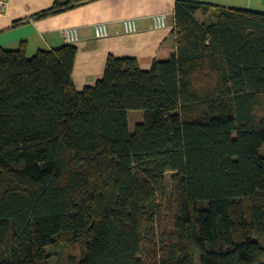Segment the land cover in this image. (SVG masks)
Here are the masks:
<instances>
[{
  "label": "trees",
  "instance_id": "1",
  "mask_svg": "<svg viewBox=\"0 0 264 264\" xmlns=\"http://www.w3.org/2000/svg\"><path fill=\"white\" fill-rule=\"evenodd\" d=\"M172 32L80 91L75 46H0V264H264V12L176 0Z\"/></svg>",
  "mask_w": 264,
  "mask_h": 264
},
{
  "label": "crops",
  "instance_id": "2",
  "mask_svg": "<svg viewBox=\"0 0 264 264\" xmlns=\"http://www.w3.org/2000/svg\"><path fill=\"white\" fill-rule=\"evenodd\" d=\"M67 0H9L0 14V46L15 49L21 41L27 44V54L39 49H53L64 44L77 48L72 80L76 90L94 84L103 76L107 57L129 56L139 67L148 70L159 47L174 44V5L176 0H87L47 17L37 13ZM225 7L264 12V0H193ZM165 15V26L157 27L153 17ZM132 19L135 30L125 31L124 21ZM104 23L107 35L95 37L94 25ZM75 27L78 39L67 43L60 31Z\"/></svg>",
  "mask_w": 264,
  "mask_h": 264
},
{
  "label": "built area",
  "instance_id": "3",
  "mask_svg": "<svg viewBox=\"0 0 264 264\" xmlns=\"http://www.w3.org/2000/svg\"><path fill=\"white\" fill-rule=\"evenodd\" d=\"M9 0H0V14H3L5 9L7 8ZM153 21L155 26L164 27L165 26V15L157 14L154 15ZM124 28L127 32H132L135 30L134 21L132 19H126L124 21ZM63 39L67 43H73L78 39L77 30L75 27H64L60 31ZM94 34L95 37L101 38L107 35L106 26L104 23H96L94 25Z\"/></svg>",
  "mask_w": 264,
  "mask_h": 264
},
{
  "label": "rangeland",
  "instance_id": "4",
  "mask_svg": "<svg viewBox=\"0 0 264 264\" xmlns=\"http://www.w3.org/2000/svg\"><path fill=\"white\" fill-rule=\"evenodd\" d=\"M142 114V111L137 109H131L127 111L128 127L130 132H133L135 124L142 120ZM262 152L264 153V146L262 147ZM168 175L169 172L166 174L167 178ZM56 251L58 252L57 255L61 256V260L64 259V261H67V259H71V261H73L78 259L81 253V247L77 244L68 245L66 247H57Z\"/></svg>",
  "mask_w": 264,
  "mask_h": 264
}]
</instances>
